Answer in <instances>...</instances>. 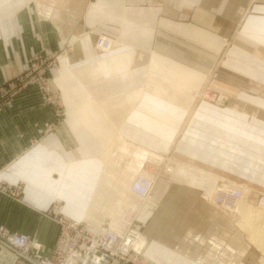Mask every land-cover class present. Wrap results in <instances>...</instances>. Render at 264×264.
Masks as SVG:
<instances>
[{"label": "crops", "instance_id": "1", "mask_svg": "<svg viewBox=\"0 0 264 264\" xmlns=\"http://www.w3.org/2000/svg\"><path fill=\"white\" fill-rule=\"evenodd\" d=\"M101 36L109 49L97 45ZM45 49L68 54L46 73L58 101L31 84L0 109V224L51 254L55 217L98 233L137 204L131 217L150 264L239 254L253 264L260 253H248L256 248L233 218L202 195L222 177L250 182L263 164L264 0H0V86ZM218 66L224 107L193 97ZM167 155L180 163L171 175ZM141 164L161 170L144 201L130 189ZM198 234L222 243L210 246L221 258L191 243ZM0 264L19 263L0 251Z\"/></svg>", "mask_w": 264, "mask_h": 264}, {"label": "built area", "instance_id": "2", "mask_svg": "<svg viewBox=\"0 0 264 264\" xmlns=\"http://www.w3.org/2000/svg\"><path fill=\"white\" fill-rule=\"evenodd\" d=\"M225 49L231 41L223 38ZM112 40L107 36L99 37L97 45L103 49H109ZM51 49L35 55L28 70L20 74L7 85L0 86V109L11 96L25 87L36 84L47 94L49 102H57V98L51 90L48 91V78L46 73L60 62V56ZM218 68H215L209 78L213 81L218 77ZM210 97L208 91H199V96ZM4 98V99H3ZM10 98V99H9ZM149 171H152L150 168ZM150 187V179L138 175L131 184V190L137 195L147 193ZM20 189L11 193L18 197ZM244 191L236 185L224 184L215 190L213 201L225 208H233L242 197ZM134 217L129 218L112 228L108 224L100 227L99 232H93L84 222L75 221L62 215L56 217L59 225V233L56 244L51 254L45 252L44 244L33 238L26 232L11 231L5 225L0 224V251L13 257L19 264H150L141 251L134 246V240L138 238L140 230L134 222Z\"/></svg>", "mask_w": 264, "mask_h": 264}, {"label": "rangeland", "instance_id": "3", "mask_svg": "<svg viewBox=\"0 0 264 264\" xmlns=\"http://www.w3.org/2000/svg\"><path fill=\"white\" fill-rule=\"evenodd\" d=\"M229 39H230V41H232L231 38H229ZM222 40H223V38L221 39V42H222ZM223 45L225 46V44H223ZM209 76L210 75L207 76L206 82L201 87V89H198V90H194L193 91V97L195 98V93L196 92L199 93V91H203L204 90V91H208L210 97H205V96H202L201 95V96H199V98H196L198 102H200L202 99H204V100H207V101L210 100L211 102L213 101L215 103H218V106H220V107H224V106L228 105V103H225L223 100L219 101V99H218L219 94L221 92V90H220L221 87H220V85H218V82H217V80L219 79V75H218V77L214 81H213V79L209 78ZM257 91L259 93H261V94L262 93L264 94V86L263 87L262 86H258ZM262 110H264V106H263ZM263 127H264V122H263ZM158 155H159V159H162V160L164 159V157L161 154H158ZM238 155H240V154H238ZM166 158L168 159L167 160V163L163 166V169L165 168V171L166 172L163 170L164 171L163 173L164 174L167 173V174H170L171 175L172 173H174L176 171V167H174V168L172 167L173 169H171L170 165L171 164H175L176 161H174V159H172V157H170L169 155H167ZM262 158H263L262 159V163L263 164L262 165H259V167L257 168V171L255 170V167H253V170L247 174V177H248V179H249L250 182H239V181L237 182V181H233V180L230 181L229 178L222 177L221 178L222 181L220 182V184H219L218 187H221L224 184H233V185L239 186L240 188L247 189L246 192L244 191L245 193L243 194V197L241 199L245 200L248 204L256 207L257 209L259 208V209L263 210L264 209V144H263V150H262ZM236 159H239V156H237ZM146 160H148V159L145 158L143 160L142 164L144 162L145 163L146 162L149 163V161H146ZM177 163L180 164L179 162H177ZM142 164L140 165L139 169H141ZM189 167H191V166H189ZM151 169H152V171L149 172L147 168L142 167V169L139 171L138 174L141 175V171L144 170V171H146V173H152V172H154L157 176L158 175H161L160 167H155L154 165H152V168ZM176 190H175V193L174 194H176V192L178 194H182L179 189H176ZM214 193H215V191L211 195V199H210L211 202L210 203H206L205 201L204 202L206 204L213 205L216 208L217 207L220 208L223 212H225L227 215H230V217L233 218V225H234V227L236 229H238V231L241 229L240 231L242 232V234L245 235V237L248 238L249 243L251 245H253L254 248H256V251L254 250L255 252L254 251H251V252H248V253L252 254V256L253 255H257V253H260V255L258 254L260 257L257 258L254 261L253 264H264V261H263V259H264V237L251 236V235H249V233L246 230L243 229V227L241 228V226H239L240 225L239 224L240 216H238L237 211H235V209H234V208H236V206H237L238 203L233 208H230V209L229 208L222 207V206L218 205L215 201H213ZM205 194H207V193H205ZM205 194L202 195V198L205 196ZM185 195L186 194H184V198L183 199H186V196ZM12 197H14V196H12ZM14 198L17 199V200H19V196L18 197L15 196ZM141 201H143V200L141 199ZM131 207H139V206H137V204H133V205H131ZM124 216H125V213L122 214L121 219ZM55 219H56V217H55ZM121 219H120V221H121ZM258 232L259 231H256V233H258ZM58 233H59V230H58ZM194 236H195V240L193 242L191 241L192 244H196L197 242L202 241V242H204L205 248L207 249V251H209L210 253H213L214 254L216 260H218L219 258H221L220 255L222 253L221 252L222 249L219 250V251H217V252H215V253L212 252V249H213V247L218 248V249L221 248L222 247V243H220L219 241L214 240V239H211L209 241V240L205 239L201 234L194 235ZM253 237L254 238H257L258 240H254ZM142 238L145 239V243L142 246V248L140 249L141 250V253H142L143 248L146 246V242H147L146 237H145V235L143 233H142ZM190 238H191V236L188 237V240H190ZM245 240H246V238H245ZM175 242L176 241H173L172 240L168 244L169 245H172L173 247H176ZM210 246H213V247H210ZM235 257L236 258H232L231 261H228V263H225V262L221 261V262H217L216 264H249V263H242V261H241L242 255L241 254H239V255H237ZM237 257H238V259H237ZM236 259H237V262L235 261Z\"/></svg>", "mask_w": 264, "mask_h": 264}, {"label": "bare ground", "instance_id": "4", "mask_svg": "<svg viewBox=\"0 0 264 264\" xmlns=\"http://www.w3.org/2000/svg\"><path fill=\"white\" fill-rule=\"evenodd\" d=\"M222 42H223V44H225L223 40H222ZM67 57H68V54H66V53H63L60 56L61 61L63 63H65L66 65L68 63ZM103 62H106L105 58L103 59ZM197 93L198 92H196L195 95ZM178 165L179 164L177 162H175V164H171L170 167L171 168L172 167L177 168ZM141 175L143 176V178L150 179V187L148 188L147 193L143 194L141 196L136 194L138 197H140V199H142L144 201L151 196V193H152L154 186H155V183H156L157 175L154 172L146 173V171H144V170L141 171ZM241 189L245 192L247 191V189H244V188H241ZM213 192L205 194V196L202 198L203 201H205L206 203H210L211 202L210 201L211 195L213 194ZM242 197H243V195H242ZM186 198H187V196H186ZM240 199L237 202L238 204L236 203L237 204L236 208H234L235 211H237L238 216H240V221H239L240 225L239 226H241V228L243 227V229L246 230L249 233V235H251V236L264 237V209L263 210H261L259 208L257 209L256 207L248 204L245 200H243V199L240 200ZM130 208H131V210L128 213L127 212L125 213V216L121 219V222L125 221L127 219V217L129 218L131 216V213L134 210L138 209V207H130ZM118 226H116V227H118ZM116 227H114V228H116ZM256 231H259V232L256 233ZM253 239L258 240L257 238H254V237H253ZM144 243H145V239L142 238V233L140 232L138 234V238H136L134 240V246L136 247V249L140 250L142 248V246L144 245Z\"/></svg>", "mask_w": 264, "mask_h": 264}]
</instances>
